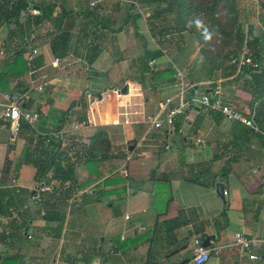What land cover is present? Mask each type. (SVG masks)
I'll use <instances>...</instances> for the list:
<instances>
[{
    "label": "crops",
    "instance_id": "obj_1",
    "mask_svg": "<svg viewBox=\"0 0 264 264\" xmlns=\"http://www.w3.org/2000/svg\"><path fill=\"white\" fill-rule=\"evenodd\" d=\"M54 4L56 7L57 4ZM54 7L53 12L56 10ZM35 8V11L38 10L36 6ZM71 8L75 9L73 10L75 17L78 16L79 10L85 9L75 6ZM0 15H2L0 45H2L4 41L6 42L8 32L17 24L12 20L14 25L8 30L10 20L4 19V12L0 11ZM19 19L21 20V16ZM35 21L32 20V25L39 24V29L41 20ZM133 24L135 23L132 22ZM78 27V22L75 21L69 37H62L54 31L55 29H52L51 32L54 33L50 35H47V32L34 35L36 43L39 41V44L44 46V52L38 51L42 60L40 65L31 71L32 86L22 95L24 98L22 104L25 110H36L38 120L34 122L35 127L33 125L30 132L24 131V135L18 139L21 148L26 138L32 139V142H34L33 138H39L42 143L44 142L43 150L52 148L53 143L58 141V147L51 151L55 152L56 163L42 175V182L47 184L51 182L52 190L41 192L36 198L30 195L29 200L32 204H27L29 208L24 206L26 200L18 201L17 205L22 210L17 215L6 214L3 211L2 200L10 199L9 192L18 194V187L25 186L24 190L28 193L27 187H32L29 186L30 179L27 174L32 177L37 175L41 183L40 173L34 171L35 166L41 165L38 161L35 165L32 160L38 154L35 152L29 160L32 164L31 169L24 172L26 176L23 182L17 170L18 177L15 176L12 183L8 184L7 178L0 180V196L4 195L0 199V264H14L13 261L8 262V260L15 259V264H120L119 258L125 255V248L128 245L122 244L125 242L122 241L120 234L115 238L116 234L112 230L109 231V226L114 227L116 224L109 225V220L106 219L102 223L101 231L92 233L69 226L79 225L83 221L78 216L79 211L84 212L83 206L105 201L110 207L112 201L126 197V193L131 191V181L128 179V168L124 166L122 170L121 164L122 159H127L131 152L136 158L131 165V171L135 176L140 177L139 182L151 169L152 183L156 182L157 178L165 181L170 174L169 170L186 168L185 165L188 164L186 158H188L193 169L208 168L206 169L209 175L207 185H211L214 192L215 183L222 184L223 203H225L224 193L228 194L232 185L237 184L240 187L239 192L241 191L238 193L237 202L229 205L230 209H224L225 214L228 210L236 213L233 217L235 220H231L230 216L226 215V223L230 224L232 229L227 235H224L223 230L220 231L221 238L217 244L213 243L215 235L211 231L204 233L214 235L210 243L217 249V253L209 256L202 264H232L234 261L236 264H260V261L249 260L246 252L232 247L230 241L234 231L243 232L249 238L264 237V120L254 122L256 131H253L238 120L224 118L217 110L204 109L198 102L191 100L189 91H185L181 98L186 105L182 112L175 116L173 123L169 126L163 123L159 128L154 127L149 118L157 116L162 119L166 111L176 106L180 99L179 83L174 73L170 79L154 82L149 79V72H146L149 81L143 83V78L136 73V70L137 59L146 48L140 45L141 49L137 50V43L133 38L136 35L123 33L122 28L117 33L107 34L101 47L97 45L98 49L93 59L90 62L86 61L84 56L88 49L84 45L90 38L87 37L86 41L82 40V44L77 41L75 37ZM246 28L250 35V39L246 41V50L250 51L244 54L252 57L253 51L258 50V53L259 51L263 53L264 42L261 37L253 35L251 27ZM90 30H93L92 26ZM256 39L258 42H255ZM96 40L94 36L91 40L93 45ZM169 41L170 39L164 43L168 44ZM17 43L29 46L26 40ZM14 44L11 43L12 46ZM181 44L180 40L176 47ZM158 46L161 48L159 51L164 50L161 44L158 43ZM79 47H81L80 55L76 49ZM51 49H56L59 53L57 55L59 62L55 65L53 56H47V53H51ZM163 54L165 53L148 62L152 71L172 69L169 66L173 62L169 61V56L166 55L168 53ZM240 67L236 66L230 75L217 71L218 73L214 74L216 76L211 73L205 78L201 77V81L194 82L201 88L198 91L217 87V95L222 102L235 106L246 117H252L254 106L250 101L254 99L253 90L256 84L249 66ZM176 68L183 76L182 70ZM258 78L263 79V73H260ZM183 81L186 82L185 78ZM116 82L119 85H116ZM124 84L127 86V92L121 94L119 90ZM165 98H169V101L160 108L159 102ZM153 103L156 106L154 113H152ZM40 105L44 106L42 111ZM143 124L146 127L143 128ZM6 128L8 129L7 126ZM97 131L104 133L107 139V154L110 157L96 158L82 164L91 139ZM54 133L57 134L56 137L53 136ZM15 138V135L12 138L9 135V141H6L0 133V167L6 160L7 175L12 172L14 159L20 154V151L15 153L11 145L10 151L7 152V142L12 143ZM174 139L179 142L176 151L155 156L160 152L158 146L162 142L164 148H168ZM167 141L171 142L167 143ZM39 146L41 149V145ZM142 160L144 164L149 163V166L142 167ZM203 164L206 166L203 167ZM115 171L126 177L125 182L119 183L118 177L116 181L111 182L112 185H105L103 180ZM47 174L50 176L47 177ZM56 176H63L64 179ZM117 186L125 187V191H109ZM136 193L137 191H133L132 194ZM167 206L165 214H156L152 227L156 221L176 216L182 209L175 199H172ZM90 219L96 221L95 217ZM127 221L129 223V220ZM192 224L193 221H188V224L172 229L170 233L173 238L167 239L170 241L165 245L160 243L156 246L158 248V250L155 248L156 257L162 258L161 250L171 247L166 253L169 251L168 255L180 256L174 264H193L190 253L185 248L174 247L180 240L186 238L188 244L191 237L197 234L194 232L195 225ZM18 228L20 231L17 230ZM136 233L134 232L133 236H136ZM225 236H229L228 242L223 241L228 238ZM140 242L137 241L135 247L140 245ZM147 257L145 254V258ZM150 257L152 254L149 255ZM158 264H163V259H160Z\"/></svg>",
    "mask_w": 264,
    "mask_h": 264
},
{
    "label": "rangeland",
    "instance_id": "obj_2",
    "mask_svg": "<svg viewBox=\"0 0 264 264\" xmlns=\"http://www.w3.org/2000/svg\"><path fill=\"white\" fill-rule=\"evenodd\" d=\"M12 0H5V2L0 1V9H3L7 6L11 5ZM34 4H46V3H56V7H54V12L52 9V14H57L58 11L61 10L60 7L68 6V7H82L84 8H95V12L99 15L103 16L107 19L105 22V28H99L95 32V37L97 38L95 45L101 47L102 42L106 40V35L109 33H113L116 28H122L123 33L129 32L130 36H134V40H136L137 46L136 49L140 50L141 46L145 47L148 51H152L154 49L160 50L161 48L158 46L161 44V47L164 48L161 53L169 56V61L175 65L170 64V68L173 69L174 77H176V67L182 70L183 76L185 78V85L190 84L194 81H201V77L205 78L206 75H214L220 71L222 74L225 73V69L230 66L226 60L223 65L220 67H211L210 64L203 60V55L200 52L201 41L200 39L203 37V29H200V22L195 26L197 30L201 31L202 37L196 36L188 30H178L177 25L181 23L179 20V15L174 6L169 4V0H31ZM93 1L94 5H90V2ZM171 1V0H170ZM192 1V0H191ZM235 7L237 10V20L236 22L239 24L242 33L244 34V38L241 42V46L239 48H235L238 56H246L250 51L246 50V41L250 39L249 31H247L246 27H251L252 34L255 36H260L264 42V0H234ZM32 4V3H31ZM169 4V5H168ZM55 5V4H54ZM170 6V7H169ZM28 9L22 11L20 13L21 20L19 19V24L16 25L17 31V41H28L29 44L36 49V51H43L44 46H41L34 39L35 33L43 34L45 32L52 31L53 25L50 21L41 20V27L38 29L37 26L32 25L33 16L38 14V10L35 11V5H30L27 7ZM34 8V9H32ZM97 8V9H96ZM75 10V9H73ZM77 12V11H75ZM263 13V14H262ZM185 16V17H184ZM80 14L75 17V21L78 22L80 20ZM184 19L188 20V16L183 14ZM193 17H196V14L193 13ZM20 18V17H19ZM132 22L135 24L132 25ZM75 23V22H74ZM13 21L10 19L9 28L13 26ZM35 25V24H34ZM181 26V25H180ZM177 27V28H174ZM120 28V29H121ZM35 29V30H34ZM90 31V29H89ZM182 31V32H181ZM251 33V32H250ZM134 34V35H133ZM225 34L213 35L208 43V47H212V49L216 52L220 48L221 41L224 39H228L229 43L237 42L236 37L232 34L229 37L224 36ZM168 44L164 42L169 40ZM182 41L181 45H176L179 41ZM177 41V42H176ZM32 43H35L32 45ZM157 43V45H155ZM24 44V43H23ZM39 45V46H38ZM141 45V46H140ZM238 47V46H236ZM0 57L5 55L4 47L0 45ZM81 48H77L79 51ZM234 51V50H233ZM248 51L247 53H245ZM264 51V47H263ZM58 50H52L51 53H47L48 57L55 58L57 56ZM213 52V53H215ZM28 53V51L26 52ZM25 53V55H26ZM222 53L226 56L227 53H230V46H224L222 49ZM245 53V54H244ZM261 53V54H260ZM135 54V53H134ZM137 54V53H136ZM163 54V55H165ZM252 54V53H251ZM250 54V55H251ZM264 52L259 51V57H263ZM236 55V54H234ZM143 56H141L142 58ZM228 57V56H226ZM255 57V56H254ZM139 58L137 64L136 73L141 75L143 78V83L148 82L146 78V71H142L143 63L141 65L142 59ZM257 58V57H255ZM227 59V58H226ZM59 59L57 58L54 63L57 64ZM227 62V63H226ZM235 65V64H234ZM236 65L234 66V68ZM237 69V68H236ZM249 73V72H248ZM264 74V73H263ZM216 76V75H214ZM253 77V75H251ZM183 78V80H184ZM177 80V79H176ZM204 80V79H203ZM178 81V80H177ZM116 85H119L116 82ZM196 82L192 83L195 84ZM150 84V83H147ZM184 85V86H185ZM197 89H201L197 86ZM154 95H156L154 93ZM1 99V98H0ZM169 98H165L161 101V105L163 102ZM2 102V100H1ZM0 102V106H2ZM165 104V102H164ZM155 112V104L153 103ZM1 109V108H0ZM36 109V108H35ZM44 109L43 105H40V110ZM32 125L23 126L21 129L30 130L33 127ZM143 128L146 127L145 124L142 125ZM35 127V125H34ZM21 132V131H20ZM0 133L5 137V140L9 141V130L6 128V124L0 123ZM21 134L17 135L15 141H12V147L14 148L15 153L20 151L19 141ZM194 140V138H192ZM171 142V141H167ZM14 143V144H13ZM179 142L177 140H172V143L168 148H164V142H162L158 146V150L160 151L156 157L161 156L169 151H176V146ZM86 144V143H84ZM85 147V145H84ZM179 152V151H178ZM182 158V157H181ZM57 159V158H56ZM139 159V158H138ZM137 159V160H138ZM58 160V159H57ZM136 160L133 152L128 154L127 159H122L121 168L124 169V166L128 168V179L131 181V191L126 193V197L121 199H117L111 202V206L108 207V202L105 201L100 202L99 204L93 203L92 205L83 206L84 212L79 211L80 219L83 221L76 226H72L69 228L78 227L80 230H85L86 232H96L101 231L102 223L106 219L109 220V225L112 223L116 224L114 227L112 225L109 226V231L112 230L116 234V237L120 234L122 236V241L127 242L128 247L125 248V255L119 258L120 264H139L145 260L146 251H150L152 257H150L151 264H158L160 259H163V264H174L178 259H180L179 254L175 256L168 255L166 251L171 248H165L161 251L162 258H157L156 251L158 248V244H167L169 242L168 237L164 240H158L156 237H153L152 234V222L156 217V214L163 213L168 209V203L175 199L178 203V206L181 207L182 217L183 219L193 221V226L195 228L200 229L203 233H208L211 231L215 238L213 239V243L220 241L221 235L220 231L223 230L224 235L229 234L230 224L227 225V217L230 216L231 220H235L234 215L236 213H231L230 210L227 211V214L224 213V209L228 208L229 205L236 203L239 197L238 193L240 187L237 184L232 185L231 191L228 194L224 193V201L215 195L214 189L211 185H207V181H209V175L207 174L208 168L206 165H202L205 168L201 169H193L190 160L186 158V168L184 169H171L169 170L167 179L165 181H161L158 178L156 182L152 183L150 177H152V169L145 176H143L141 181L139 182L138 176H135L131 171V165ZM56 162V160H55ZM74 162V161H73ZM32 164L29 161H24L22 157L18 155L15 157L13 162V167L17 170L18 174H20V179L23 182L25 180V173L27 170L31 169ZM149 163L144 164V160H142V167H148ZM176 166V165H175ZM179 167V166H176ZM2 167H0V180L3 178H7L8 184L12 183V178H14L12 172L4 175L1 174ZM36 171V167L34 169ZM182 174V175H181ZM30 181L29 186H35L39 182V177L37 175L27 174ZM18 177V175L15 174ZM47 177L50 174L46 175ZM2 177V179H1ZM60 178V176H56ZM146 177V178H145ZM174 177L175 181H174ZM15 179V178H14ZM189 180V181H188ZM192 180V181H191ZM172 181V182H171ZM44 182V181H43ZM42 176H41V183ZM51 183V182H50ZM23 186L18 187L19 193L16 194L14 192H9L11 196L8 201L6 198H3V211L6 214L17 215L21 212L22 208L18 206V201L23 202L26 200L24 206L29 208L32 204V201L29 200L31 194L25 192ZM133 191H137L136 194H132ZM132 194V195H131ZM28 204V205H27ZM25 208V207H23ZM230 209V208H228ZM126 216V218H125ZM261 217V215H259ZM95 217L96 221H92L90 218ZM130 218V219H129ZM258 218V216H257ZM129 220V223L128 221ZM205 224V226H204ZM105 229V228H104ZM211 229V230H210ZM72 230V229H71ZM74 230V229H73ZM136 233V236H133V233ZM171 235V234H170ZM139 236V237H137ZM224 239V242L229 241V236ZM141 241L140 245L135 247V243L137 241ZM117 240H115L116 242ZM231 242V241H230ZM124 245V243H122ZM155 248L157 249L155 251ZM155 254V255H154ZM53 257V255H52Z\"/></svg>",
    "mask_w": 264,
    "mask_h": 264
},
{
    "label": "trees",
    "instance_id": "obj_3",
    "mask_svg": "<svg viewBox=\"0 0 264 264\" xmlns=\"http://www.w3.org/2000/svg\"><path fill=\"white\" fill-rule=\"evenodd\" d=\"M1 2H5V0H0ZM32 3V4H31ZM169 4L171 6H174L177 10V13L179 15V22L180 25H177L178 30H188L189 32L193 33L196 36H201V31L197 30L195 26L200 22V29H203V37L200 39L201 41V48L200 52L203 55V60L208 62L211 67H220L223 65L224 61L226 60L228 63H230V59L232 57H237V52L235 48H239L241 46V42L244 38V34L242 33L239 24L236 22L237 20V10L235 7V1L234 0H169ZM168 4V5H169ZM30 5H35L39 11V14H36L33 16V19L36 21L39 20H47L50 21V23L53 25V30L59 34H61L62 37L70 35V31L74 25L75 22V16L72 8H61V11L57 13L56 15L52 14V9L54 7V3H46V4H34L31 0H12L11 5L0 9V11L4 12V19H12L16 22V24H19V17L20 13L29 7ZM170 7V6H169ZM97 9V8H96ZM193 13L196 14V17H193ZM80 14V20L78 21V31L76 32V40L80 41L81 44L83 41H86V38H90L89 42L86 43L84 46L88 49L87 53H85V60L91 61L93 57L96 55L97 51V45H93L91 40L95 35V32L97 30H100L101 28L105 27V22H107V19L103 16L99 15L97 12H95V8H85L83 10H79L77 13ZM185 14L188 16V20L186 18L184 19L182 16ZM263 14V13H262ZM1 16L0 15V23H1ZM185 17V16H184ZM35 21V22H36ZM35 24V23H34ZM1 26V24H0ZM93 27V30L89 29L90 27ZM16 25L13 27L14 29L9 31L6 35V42L4 41L2 43V47H4V52L6 53L2 57H0V93L2 92H14L19 99L18 108L19 110L28 111V112H35L37 111H29L25 110L23 106L24 98H22V95L24 92L30 88L31 85V71L38 67L41 63L42 56L34 47H32L30 44L27 46V44H21L17 43L16 39L18 38V35L15 34ZM98 27L100 29H98ZM174 27V28H177ZM121 28V26H120ZM120 28H116L115 31H112L113 33H117ZM54 32H47V35L53 34ZM220 34H225L224 36L229 37L232 34L234 37H236L237 42L229 43L228 39H224L221 41L220 48L218 51H214L212 47H208V43L210 39L213 37V35H218L216 37H219ZM14 35V36H13ZM81 36V37H80ZM82 36H86L85 38H82ZM260 37V36H258ZM14 38V39H13ZM83 40V41H82ZM255 42H258L256 39ZM11 43H15L13 46ZM224 46H230V53H227L226 56L223 57L222 49ZM238 46V47H236ZM81 48V47H80ZM77 49V48H76ZM1 50V49H0ZM234 50V51H233ZM28 51V53H26ZM77 52V50H75ZM258 51V50H257ZM257 51H253L252 58L255 59L256 62L259 64L264 63V58L259 57V53ZM215 52V53H213ZM26 53V55H25ZM57 54H59L57 52ZM81 53L78 51V55ZM161 52L158 49H154L152 51H148L146 49H143V56L141 58L142 63L144 64L142 67V71L149 72L150 78L152 81H160L163 79H170L171 75L173 74V70L169 68H165L162 70L152 71L150 67L148 66V62L154 59L155 57L159 56ZM236 54V55H234ZM257 58H255V57ZM55 58H58L57 56H54ZM264 57V56H263ZM227 58V59H226ZM226 62V63H227ZM228 66L225 69V72L227 75H230L234 71V63L228 64ZM249 66V71H252L253 74L258 73L257 75L253 76V81L256 84V88L253 90L254 99H251V104L254 106V113L252 116L253 122H262L264 120V74L263 79H259L258 75L260 73H264V67L262 69H255L251 65L244 64L243 66ZM240 67V68H241ZM255 72V73H254ZM34 83V82H33ZM192 83V82H191ZM205 93L209 92L208 89H203ZM0 122H4L6 126L8 127L9 120H4L1 117V111L4 109L3 106H0ZM38 120V114L37 119ZM34 121V122H36ZM34 124V123H33ZM27 124L23 120L19 121V129L18 132L15 134V136L21 134L24 135V131L30 132V130L21 129L23 126L26 127ZM21 131V132H20ZM33 138V137H32ZM42 138V137H40ZM44 138V136H43ZM25 139V138H24ZM45 139V138H44ZM51 138L49 139V141ZM104 133L101 131H97L94 133L91 143L89 144L88 152L85 154V160L82 161V164H84L85 161L96 159V158H109L110 155L107 154V141ZM28 139L26 138L24 140V143L22 144L20 148V154L19 157H22L24 161L31 160V155L33 153H38L35 158H32L35 165L40 162V166H35L36 171L40 173L42 176L44 172L52 167L55 162V152H51L53 148L58 147V141L54 142V146L51 148H46L43 150L42 146L44 142L42 143L41 140L38 138ZM52 144V143H51ZM10 145L12 146V143L7 142V152L10 151ZM41 145V149L39 148ZM87 157V158H86ZM38 161V162H37ZM8 163H3L1 174L6 175ZM71 166V165H70ZM60 167H57V169ZM70 170V169H69ZM13 176L15 177L16 169L12 167L11 169ZM52 177V176H51ZM64 179L63 176H60ZM120 178L119 183H124L126 180L125 176H121L117 171L109 174V176H106V178L103 180L105 185H112L111 182L116 181ZM2 179V177H1ZM14 179V178H12ZM60 180V179H59ZM125 187H116L109 191L111 192H124ZM4 195L0 196V199ZM166 212V211H165ZM165 212L161 214H165ZM160 214V213H158ZM189 220L183 219L182 217V211L180 210L176 216L162 219L160 221H156L152 227V234L153 237H156L158 240H164L166 239V236L168 239L173 238L172 235H170L171 230L178 228L180 226L188 224ZM20 231V228L17 229ZM194 232H196V235H199L202 237L205 235L203 231H200V229L195 228ZM139 237V236H137ZM187 239V238H186ZM182 239L176 244L174 247H183L185 248L187 244V240ZM170 241V240H169ZM125 246H127V242L124 243ZM150 251H147V258L141 263V264H151L150 263ZM13 261V262H12ZM15 260H8V262H12L15 264Z\"/></svg>",
    "mask_w": 264,
    "mask_h": 264
},
{
    "label": "built area",
    "instance_id": "obj_4",
    "mask_svg": "<svg viewBox=\"0 0 264 264\" xmlns=\"http://www.w3.org/2000/svg\"><path fill=\"white\" fill-rule=\"evenodd\" d=\"M90 5H94V2L91 1ZM57 58H54V62ZM234 63L237 67L241 65L248 64L255 69H262L264 63L259 64L251 56H238L232 57L229 61ZM176 78L179 83V96L180 99L176 106L169 108L164 114L163 118L157 116H151L149 120L152 122L154 127H161L163 123L166 125H171L174 121V118L177 114L181 113L183 108L186 105V102L181 98L182 94L185 91H189L191 95V100L198 102L204 109H214L219 111L224 118L230 120H238L244 126L250 128L253 131H256L255 124L251 116L246 117L245 114L241 113L235 106L222 102L218 97L217 87L210 89L209 92L205 93L204 91H198L196 84H187L183 81V76L179 71H176ZM185 85V86H184ZM0 98L2 100L1 104L3 110L1 111V117L4 120H9L8 130L11 135V138L18 132L19 121L23 120L29 125H32L37 119V113L28 112L19 110L18 96L13 92H2L0 93ZM166 99L163 104L159 102V107L168 103ZM56 133L53 134L56 137ZM52 190L51 183H38L35 186L27 187V192L31 193L32 198H36L37 195L41 192ZM126 218V216H125ZM202 237L199 235H193L190 242L185 246V250L190 253V260L193 264H202L204 263L209 256L217 253V249L213 244L209 243L207 246H202ZM231 246L237 248L239 251H244L247 254V258L252 261H260V264H264V237L263 238H249L243 232L234 231L231 234Z\"/></svg>",
    "mask_w": 264,
    "mask_h": 264
},
{
    "label": "water",
    "instance_id": "obj_5",
    "mask_svg": "<svg viewBox=\"0 0 264 264\" xmlns=\"http://www.w3.org/2000/svg\"><path fill=\"white\" fill-rule=\"evenodd\" d=\"M121 94H125L127 92V86L124 84L121 89L119 90ZM215 195L219 197L223 201V190H222V184L220 182L215 183ZM214 238L213 234H205L202 236V246H207L210 243V240ZM232 264H236L234 261Z\"/></svg>",
    "mask_w": 264,
    "mask_h": 264
}]
</instances>
